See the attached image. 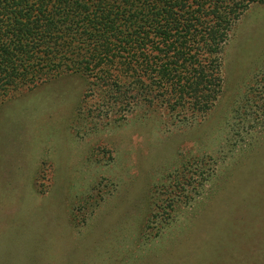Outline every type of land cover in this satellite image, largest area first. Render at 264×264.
<instances>
[{
  "label": "rangeland",
  "instance_id": "374dc122",
  "mask_svg": "<svg viewBox=\"0 0 264 264\" xmlns=\"http://www.w3.org/2000/svg\"><path fill=\"white\" fill-rule=\"evenodd\" d=\"M220 58L217 99L186 123L146 106L98 115L68 74L0 103V264H264V119L248 92L264 4Z\"/></svg>",
  "mask_w": 264,
  "mask_h": 264
},
{
  "label": "trees",
  "instance_id": "16d2710c",
  "mask_svg": "<svg viewBox=\"0 0 264 264\" xmlns=\"http://www.w3.org/2000/svg\"><path fill=\"white\" fill-rule=\"evenodd\" d=\"M260 4L0 0V103L68 74L86 82L81 101L98 96V115L146 106L183 123L203 117L221 90L220 55L232 27ZM253 83L248 92L264 119V64ZM173 188L181 194V185Z\"/></svg>",
  "mask_w": 264,
  "mask_h": 264
}]
</instances>
